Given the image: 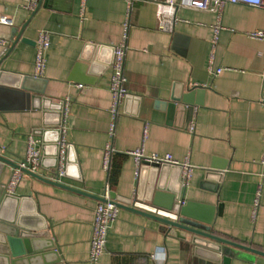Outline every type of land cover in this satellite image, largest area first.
<instances>
[{
  "label": "crops",
  "instance_id": "1",
  "mask_svg": "<svg viewBox=\"0 0 264 264\" xmlns=\"http://www.w3.org/2000/svg\"><path fill=\"white\" fill-rule=\"evenodd\" d=\"M31 1L0 0V15L13 20L0 23V58L23 29L31 43L19 41L2 67L36 75L38 36L49 32L46 67L36 75L46 79L45 94L36 106L26 90L0 92V153L18 165L31 136L43 155L37 129L58 127L73 145L76 166L61 182L95 197L27 173L13 192L30 197L52 225L62 262L89 264L97 196L109 190L125 204L136 195L141 172L130 152L140 148L189 159L195 168L187 186L178 174L180 202L215 206L221 211L215 234L264 250V40L251 36L264 29V8L225 5L215 56V66L225 69L215 75L209 70L218 23L213 11L180 7L169 33L156 28L157 5L150 0L130 8L125 0H50L34 15ZM122 43L128 93L114 115L110 83L114 47ZM77 63L87 65L77 71L87 81L75 76ZM48 138L52 143L55 134ZM12 171L6 165L0 182L7 185ZM53 171L41 165L36 173L52 180ZM119 208L99 264H221L198 255L191 239L165 235L156 221ZM232 259L264 264V255L245 251Z\"/></svg>",
  "mask_w": 264,
  "mask_h": 264
},
{
  "label": "water",
  "instance_id": "2",
  "mask_svg": "<svg viewBox=\"0 0 264 264\" xmlns=\"http://www.w3.org/2000/svg\"><path fill=\"white\" fill-rule=\"evenodd\" d=\"M49 2L50 0H40L33 11V15L42 5L48 7ZM23 31L22 29L15 34L8 52L0 58V92L6 87L26 90L32 94L31 99L37 106L40 96L45 94L46 79L36 75L9 71L2 67L3 62L9 57L19 41L31 43L30 39L22 37ZM86 67L87 65L83 63L75 65V76H78V80H82V82L87 81V78L82 74L79 75L77 71H84ZM57 108L62 114L63 103ZM58 124L60 126V123ZM35 133L43 137L41 165L57 168L60 151L59 142L62 137L61 129L58 127L54 130L37 129ZM51 134H55L52 143L48 138ZM67 149L65 176L69 168L75 167L77 162L73 145L69 144ZM6 165L13 168L19 167V164L17 165L0 153V174ZM139 170L141 179L137 193L132 199H127L125 204H121L116 201V194L110 195L111 201L116 203L118 207L121 206V208L132 213L156 221L161 232L165 235L191 239L196 246L198 255L205 256L217 263L231 264L232 258L241 256V252L244 251L254 255L258 254V256L264 255V250L255 249L244 243L215 234L213 232L215 217L221 214V211H217L215 206L190 203V201L187 203L180 202L179 182L181 180L180 178L178 180V174L180 172L182 174L183 171L180 165L168 163L150 165L143 162ZM24 172L45 182L95 197V195L70 187L62 182L46 179L35 171L24 169ZM171 172H173V177L169 174ZM97 198L103 202L105 200L103 197L97 196ZM32 201L26 195L9 193L7 185L0 182V264H64L55 238L51 235L52 225L49 224L44 215L39 213Z\"/></svg>",
  "mask_w": 264,
  "mask_h": 264
},
{
  "label": "built area",
  "instance_id": "3",
  "mask_svg": "<svg viewBox=\"0 0 264 264\" xmlns=\"http://www.w3.org/2000/svg\"><path fill=\"white\" fill-rule=\"evenodd\" d=\"M131 7L132 3L136 0H125ZM157 5V20L156 28L158 30L172 33L175 30V26L179 21L178 10L180 7H190L193 9L213 11L217 14L218 23L215 26L214 37L212 41V49L209 58V70L215 74H220L225 67L215 66V56L217 43L219 39V33L223 29L221 20L224 7L227 3H242L254 7L264 8V0H150ZM37 6V0H32L29 8L34 9ZM0 23L5 25H13L12 18L4 15H0ZM251 36L256 39L264 40V29H257L251 32ZM37 50L35 57V72L36 75H43L46 67V53L50 44V33L42 31L37 40ZM0 44H5L4 40L0 39ZM126 46L124 43L116 45L114 47V59H113V72L111 76L110 91L113 96V103L111 107L114 115L118 112V105L120 101L125 99L128 91L125 87V74H124V61H125ZM83 87L82 84L79 85ZM264 103V98L262 99ZM146 132V129H145ZM60 151L58 156L57 168L54 169L51 179L53 181L61 182L65 177L66 165H67V147L68 144L64 137L60 140ZM112 147L108 146L104 152L103 167L110 169V158L112 153ZM135 159L137 165L136 174H139L140 166L143 162L150 165L172 164L180 165L182 167L183 185L187 186L192 178L194 166L190 163L189 159L184 162H180L175 159L171 154L160 155L154 153L152 155H146L142 148L130 152ZM42 152L36 147V141L33 137L29 136L28 147L26 154L22 161L19 163L18 168H13L9 183H7V190L9 193H13L25 174L24 169L30 171H37L41 167ZM104 202L99 201L94 209L93 219V232L90 240V254L89 264H99L101 255H103L108 237L110 234L111 225L119 217L120 208L111 201L110 192L106 190L104 195Z\"/></svg>",
  "mask_w": 264,
  "mask_h": 264
}]
</instances>
